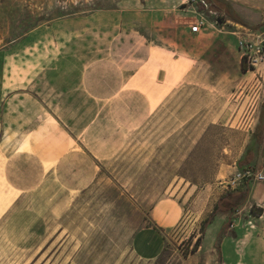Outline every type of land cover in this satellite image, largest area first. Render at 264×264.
Here are the masks:
<instances>
[{"label": "rangeland", "instance_id": "obj_1", "mask_svg": "<svg viewBox=\"0 0 264 264\" xmlns=\"http://www.w3.org/2000/svg\"><path fill=\"white\" fill-rule=\"evenodd\" d=\"M175 11L158 25L118 0H0V264H248L236 237L264 233V132L238 162L264 61L244 70L237 36L264 40V15L191 33ZM246 188L192 251L218 197ZM160 201L171 225L143 259L132 240Z\"/></svg>", "mask_w": 264, "mask_h": 264}, {"label": "crops", "instance_id": "obj_2", "mask_svg": "<svg viewBox=\"0 0 264 264\" xmlns=\"http://www.w3.org/2000/svg\"><path fill=\"white\" fill-rule=\"evenodd\" d=\"M227 1L238 17H240L239 15L245 17L246 12L249 10L258 12L260 15L262 14L264 15V0H227ZM210 2L213 4V6L216 9L226 14L224 10L217 8L212 1ZM118 7L120 11H123L126 14L136 16L141 19H143L145 16H149L153 20L152 23L153 24L158 23V25L161 22L173 20L174 17L177 15L175 11L176 7L181 8L188 13L189 12L194 13L190 9L181 7L179 0H118ZM194 17L195 14L193 15L190 22L194 19ZM139 24H144V23L140 21ZM189 24H188V30H189ZM172 206L173 205L171 203L161 202V201L158 202L153 209V213H154L153 216L155 218L153 225L145 226L141 228L133 237L132 249L141 258L147 260L154 259L162 251L164 245L162 231L163 229L167 228L170 224L165 222V219L169 214H173L171 212ZM222 214L227 215L228 218V214L226 213H222ZM223 220L224 219H221L220 222H223ZM224 237L228 238L227 235H225ZM236 238L237 241L239 242L238 252L240 257L245 255L248 264H264V233L256 232L254 235L251 234L248 237H245V235L241 233ZM226 251L229 256L231 257L234 256L233 250L227 249ZM221 253H224V247L221 249Z\"/></svg>", "mask_w": 264, "mask_h": 264}, {"label": "trees", "instance_id": "obj_3", "mask_svg": "<svg viewBox=\"0 0 264 264\" xmlns=\"http://www.w3.org/2000/svg\"><path fill=\"white\" fill-rule=\"evenodd\" d=\"M214 3V5L224 10L225 13L230 16L237 23H241V19L235 14L231 6L229 5L227 0H210ZM242 68L247 70L245 58H241ZM246 63V64H245ZM264 132V103L262 105L259 120L255 127V130L252 134L251 142L249 143L244 155L240 158L238 162V166L240 169H245V167L250 166L256 160V152L259 148V145L263 138ZM248 196V188L245 191L242 190H228L224 194L220 195L216 202L213 205V208L208 215V217L204 220L202 224V234L197 237L196 241L192 246V251H196L199 248L200 240L202 238L203 233L205 232L207 226L213 221L214 217L219 213L228 214V218L226 223L223 225V228L229 227L234 221V213L238 210V208L246 201ZM222 230V229H221ZM219 231V234L222 231ZM220 236V235H219ZM218 244V243H217ZM217 249L219 252V256L221 257V248L220 245H217Z\"/></svg>", "mask_w": 264, "mask_h": 264}, {"label": "built area", "instance_id": "obj_4", "mask_svg": "<svg viewBox=\"0 0 264 264\" xmlns=\"http://www.w3.org/2000/svg\"><path fill=\"white\" fill-rule=\"evenodd\" d=\"M180 6L190 9L194 12L195 17L189 24V31L199 33L208 25H217L224 20V13L216 9L209 0H179ZM261 40H253L244 36H237V47L244 57L249 68L256 67L264 61V48ZM251 172H243L242 176L250 175ZM256 178L264 181V175L256 173Z\"/></svg>", "mask_w": 264, "mask_h": 264}, {"label": "water", "instance_id": "obj_5", "mask_svg": "<svg viewBox=\"0 0 264 264\" xmlns=\"http://www.w3.org/2000/svg\"><path fill=\"white\" fill-rule=\"evenodd\" d=\"M261 45H262V47L264 48V40H263V41H261Z\"/></svg>", "mask_w": 264, "mask_h": 264}, {"label": "bare ground", "instance_id": "obj_6", "mask_svg": "<svg viewBox=\"0 0 264 264\" xmlns=\"http://www.w3.org/2000/svg\"><path fill=\"white\" fill-rule=\"evenodd\" d=\"M253 227V226H252Z\"/></svg>", "mask_w": 264, "mask_h": 264}]
</instances>
